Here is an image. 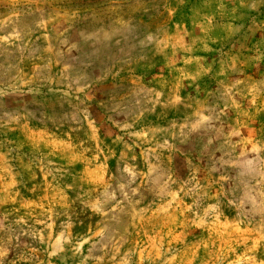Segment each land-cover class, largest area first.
Listing matches in <instances>:
<instances>
[{
    "label": "rangeland",
    "instance_id": "rangeland-1",
    "mask_svg": "<svg viewBox=\"0 0 264 264\" xmlns=\"http://www.w3.org/2000/svg\"><path fill=\"white\" fill-rule=\"evenodd\" d=\"M0 264H264V0H0Z\"/></svg>",
    "mask_w": 264,
    "mask_h": 264
}]
</instances>
